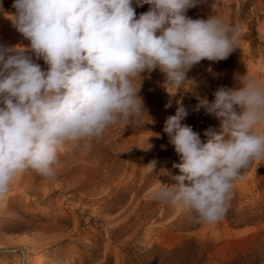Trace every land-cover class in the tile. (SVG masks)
Segmentation results:
<instances>
[{
    "label": "clouds",
    "instance_id": "1",
    "mask_svg": "<svg viewBox=\"0 0 264 264\" xmlns=\"http://www.w3.org/2000/svg\"><path fill=\"white\" fill-rule=\"evenodd\" d=\"M201 2L136 0L150 5L137 18L133 0H14L10 19L30 43L0 45V199L29 169L54 178L66 143L99 138L141 114L135 81L145 71L159 68L179 88L200 61L227 59L238 48V31L215 15L188 17ZM239 79V89L220 87L212 102L200 100L221 120L220 133L205 131L206 142L182 125L188 113L180 101L165 122L181 174L174 184L160 182L153 196L180 206L193 222L222 220L242 170L264 158V134L256 131L264 124V83L247 74ZM148 166L154 172L156 162Z\"/></svg>",
    "mask_w": 264,
    "mask_h": 264
},
{
    "label": "rangeland",
    "instance_id": "2",
    "mask_svg": "<svg viewBox=\"0 0 264 264\" xmlns=\"http://www.w3.org/2000/svg\"><path fill=\"white\" fill-rule=\"evenodd\" d=\"M13 3L0 0V45L28 46L10 19ZM215 3L213 10L214 0H202L186 15L221 18L237 29L238 48L225 60L194 65L179 88L159 68L145 71L135 81L141 114L99 138L66 143L54 178L31 169L16 177L0 199V264H264V158L242 170L216 223L193 222L180 206L153 196L160 182L174 184L181 174L164 132L177 101L188 113L182 125L206 142L205 131L220 133L221 120L199 107L200 100L212 102L220 87L239 89L246 74L264 83V0ZM132 6L137 18L150 9L136 0ZM32 58L47 70L43 59ZM256 131L264 134V124Z\"/></svg>",
    "mask_w": 264,
    "mask_h": 264
},
{
    "label": "bare ground",
    "instance_id": "3",
    "mask_svg": "<svg viewBox=\"0 0 264 264\" xmlns=\"http://www.w3.org/2000/svg\"><path fill=\"white\" fill-rule=\"evenodd\" d=\"M5 25V24H4Z\"/></svg>",
    "mask_w": 264,
    "mask_h": 264
}]
</instances>
